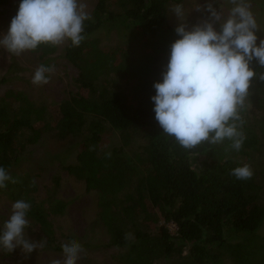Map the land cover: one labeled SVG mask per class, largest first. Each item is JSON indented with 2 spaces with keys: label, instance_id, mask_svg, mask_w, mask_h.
Masks as SVG:
<instances>
[{
  "label": "trees",
  "instance_id": "1",
  "mask_svg": "<svg viewBox=\"0 0 264 264\" xmlns=\"http://www.w3.org/2000/svg\"><path fill=\"white\" fill-rule=\"evenodd\" d=\"M60 1L33 4L43 24L29 45L44 67L59 50L45 24ZM181 1L98 0L63 51L79 71L76 93L56 104L0 95V192L48 248L79 244L56 224L68 206L61 177L40 193L21 166L25 149L53 132L75 142V161L61 169L96 192L120 264H264V182L244 166L264 151V46L240 52L227 25L214 38L171 25L169 4ZM118 26L136 31L134 43L102 47L99 30ZM110 129L121 144L106 148Z\"/></svg>",
  "mask_w": 264,
  "mask_h": 264
},
{
  "label": "rangeland",
  "instance_id": "2",
  "mask_svg": "<svg viewBox=\"0 0 264 264\" xmlns=\"http://www.w3.org/2000/svg\"><path fill=\"white\" fill-rule=\"evenodd\" d=\"M34 1L10 0V4L0 6V95L16 89L39 103L56 104L78 91L79 71L65 59L63 51L81 30L82 16L91 15L98 0L60 1L57 15L45 24L59 46L49 67L41 65L29 45L31 30L43 22L34 14ZM169 12L171 25L193 35L214 38L221 25L231 27L237 34L238 50L244 54L264 46V0H182L169 4ZM98 36L102 47L119 51L134 43L136 31L105 27ZM102 142L106 148L120 145V131L107 130ZM77 152L72 139L59 140L49 132L25 149L21 166L35 175L40 193L52 185L54 175L61 177L58 196L68 206L55 218L56 224L60 233L75 237L70 245L79 244L66 253L48 248L39 227L26 224L19 206L0 192V264H120L115 258L119 251L106 247L109 235L98 216L96 192L87 191L84 181L61 169L75 161ZM254 155L244 166L256 171L264 182V151ZM169 227L176 232V224L170 222ZM259 234L264 237V224Z\"/></svg>",
  "mask_w": 264,
  "mask_h": 264
}]
</instances>
